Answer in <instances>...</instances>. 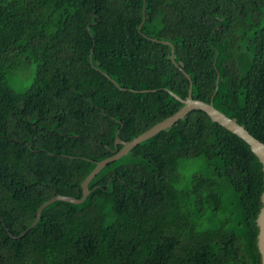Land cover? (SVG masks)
<instances>
[{
    "label": "trees",
    "instance_id": "16d2710c",
    "mask_svg": "<svg viewBox=\"0 0 264 264\" xmlns=\"http://www.w3.org/2000/svg\"><path fill=\"white\" fill-rule=\"evenodd\" d=\"M141 3L0 0V264L260 263L261 165L201 110L106 164L81 203L53 201L8 235L52 196L79 198L115 132L174 113L169 92L184 99L189 82L264 143V0H145L138 31ZM29 66L24 90L7 84Z\"/></svg>",
    "mask_w": 264,
    "mask_h": 264
},
{
    "label": "water",
    "instance_id": "95a60500",
    "mask_svg": "<svg viewBox=\"0 0 264 264\" xmlns=\"http://www.w3.org/2000/svg\"><path fill=\"white\" fill-rule=\"evenodd\" d=\"M144 3L145 0H142L141 3V18L140 22L137 25V30H140V27L143 23L144 20ZM150 40L162 44H167L169 45V59L171 63L177 67L182 74L185 75V77L189 80L188 75L176 65L173 59V46L171 43L167 41H159L153 38H149ZM88 61L89 63L91 62V54H88ZM102 73V72H101ZM103 75L106 76V74L102 73ZM111 80V79H110ZM113 84L116 85V83L111 80ZM218 81V75H216L215 78V85L217 84ZM117 86V85H116ZM142 92L144 91H150V90H141ZM215 90L213 91L212 95L214 94ZM170 95H172L176 100L182 103V105L171 115L163 118L159 122L155 123L145 131L141 132L137 136L133 137L132 139L128 141H121L117 137V131L115 132L114 136V145L119 144L120 148L116 150L112 155L103 158L99 161H96L94 163L93 168L88 172V174L83 178V180L80 183V189H81V194L79 198H74L70 196H63L56 194L52 196L51 198L47 199L43 203H41L36 211H35V218L34 220L25 228L22 230V232L18 235H12L8 233V235L12 238H19L25 234V232L31 228L39 219L40 211L42 208H44L46 205L50 204L53 201H65L69 202L72 204H78L81 203L87 194L89 193V190L87 188L88 182L93 178V176L101 169L103 168L106 164L120 158L121 156L125 155L133 146L138 144L141 141H144L145 139L153 136L157 132L170 127L174 122L177 120L183 118L189 111L191 110H201L204 112L211 121L217 123L219 126L223 128V130H227L237 136L239 139H241L249 148L251 153L257 158L261 165V172H262V179L264 181V143L253 137L245 128L243 125L238 124L235 120L227 117L224 115L222 112L217 110L213 105L211 104V100L208 102H204L201 100L193 99L191 97V89H190V82L188 85L187 89V94L184 99L179 98L178 96L174 95L173 93L169 92ZM259 202H260V207L258 209V212L255 216L254 222L255 226L257 228V233H256V248L259 253V258H260V263L259 264H264V186L263 189L260 193L259 196ZM3 225V223H2Z\"/></svg>",
    "mask_w": 264,
    "mask_h": 264
},
{
    "label": "rangeland",
    "instance_id": "374dc122",
    "mask_svg": "<svg viewBox=\"0 0 264 264\" xmlns=\"http://www.w3.org/2000/svg\"><path fill=\"white\" fill-rule=\"evenodd\" d=\"M32 77V67L22 68L9 76L7 79V84L12 87L16 91L24 90L30 83ZM194 166L191 164L183 163L181 166L179 165V172L182 176L187 177L188 174L192 171Z\"/></svg>",
    "mask_w": 264,
    "mask_h": 264
}]
</instances>
